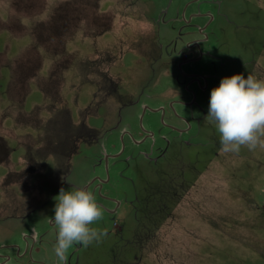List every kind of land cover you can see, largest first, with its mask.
Listing matches in <instances>:
<instances>
[{
    "label": "rangeland",
    "instance_id": "obj_1",
    "mask_svg": "<svg viewBox=\"0 0 264 264\" xmlns=\"http://www.w3.org/2000/svg\"><path fill=\"white\" fill-rule=\"evenodd\" d=\"M0 264H264V0H0Z\"/></svg>",
    "mask_w": 264,
    "mask_h": 264
},
{
    "label": "flooded vegetation",
    "instance_id": "obj_2",
    "mask_svg": "<svg viewBox=\"0 0 264 264\" xmlns=\"http://www.w3.org/2000/svg\"><path fill=\"white\" fill-rule=\"evenodd\" d=\"M162 22H164V19H162ZM179 39H180V35H179V37H178ZM178 42V39L177 38H175V43H177ZM193 44H196L197 46H198V43L197 42H195V41H191ZM188 46H189V44H187ZM179 68V67H178ZM182 69L181 68H179V72L181 71ZM185 76L187 77L188 75L187 74H185ZM192 80H195L196 81V83L198 84V81H197V79H196V77H192ZM161 112L162 113H165V110H163L162 108H161ZM171 112H173V114L175 115V116H178L176 113H175V111H172V109H171ZM163 115V114H162ZM164 116V115H163ZM163 125H165L167 128H172L173 129V127L172 126H168L167 124H165V123H162ZM142 129V128H141ZM142 131H145L144 129H142ZM148 134L150 135V137L153 135L152 133H150V132H148ZM148 136V135H147ZM147 136H145V137H147ZM169 144H168V141L165 139V146H168ZM160 146H158L157 148H159ZM167 148H165V149H163V150H161V151H159L158 153H157V155L156 156H159V157H161L163 154H164V151L166 150ZM108 157V155H105V158H107ZM98 181H100V182H102L103 180H98ZM94 187L96 188V186L94 185Z\"/></svg>",
    "mask_w": 264,
    "mask_h": 264
}]
</instances>
